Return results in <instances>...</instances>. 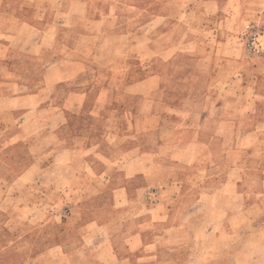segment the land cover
<instances>
[{"label":"rangeland","instance_id":"374dc122","mask_svg":"<svg viewBox=\"0 0 264 264\" xmlns=\"http://www.w3.org/2000/svg\"><path fill=\"white\" fill-rule=\"evenodd\" d=\"M70 2L79 12L78 19H72L75 27L59 28L51 48L37 46L34 41L38 38L39 27L47 20L58 18L52 10L69 8ZM5 3H10V0H0V8ZM252 3V0H36V3L26 1L17 5L11 4V8H17L21 17L32 20L37 25L36 30L7 37L13 44L10 59H0V76L14 77L22 74L23 80L30 83L29 86L21 87L19 92L35 88L31 83L34 79H39L43 68L42 60L50 59L51 55L59 52L62 44L58 39L63 38L69 45L74 44L76 34L83 30L78 26L86 20L85 18L87 31L104 33L99 35L101 45H97L94 57L91 55L87 61V76L82 80L83 84L75 86L71 81L64 82L54 87L51 96L47 89L37 96L39 101L50 100L51 107L10 111L8 107H3L7 106L9 101L0 99V264H22L30 254L29 249L33 247V250H38L49 243L55 246L85 245L86 239L85 242L83 238L70 237L67 240L63 237V231H84L85 228L79 226L80 221L95 215L104 219L108 213L114 211L111 225L114 230H122L125 224L136 232L149 226V221H144L139 226L138 215L135 214H138V211L143 213L142 209L156 201L155 189L146 190L143 194L142 209L137 203L128 207L130 214L135 215L131 220L125 216L120 203L128 191L134 196L135 187L143 182V177L149 172V166L153 164L151 156L133 157L131 162L126 164L125 188L116 190L112 187L123 182L120 176L123 169L119 171L118 168H122L124 162H117V166L111 169L108 161L99 155H92L97 150L107 154L122 148L123 141L118 135L122 130L128 132L126 135L133 136L132 142L139 143L143 152L159 147L161 136L156 129H140L146 122L150 126L151 122L139 119L138 116V113L141 114L140 96L145 92L147 99L150 100L152 96L154 100L158 99L153 105V112L162 114L160 121L164 129L172 126L178 119L168 105L189 106L191 101L201 104L213 87L221 92L219 99L238 97V93L234 96V90L228 84L230 82L212 85L215 76L210 77L209 72L213 73L214 69V75L227 78V65L221 62L240 56L245 61L242 72L250 84L251 77H254L251 68L258 74L262 73L257 66H264L261 62L264 60V53H249L245 46L246 25L264 27L260 14L252 11ZM41 4L48 6L46 11L42 9ZM189 37L194 41L188 42ZM261 40L264 46V36ZM112 49L115 53L109 61ZM87 53V50L84 51L85 56ZM256 59H260V65ZM139 69L149 74V82L145 84L147 89L144 92H141L139 87L129 86L132 81L140 79ZM124 86H129V90H125ZM157 86L159 88L156 90ZM80 87L86 88L88 92L84 106L79 110H66L65 122L57 123L56 119L55 122L50 121L52 105L64 99V89ZM98 87L108 89L107 97L101 99L106 103L96 111L97 114H92L91 105L95 88ZM261 89H264V85H261ZM13 91H16L13 87L0 84V96ZM17 100H25L18 104L22 106L32 102L34 98L22 97ZM14 102H17L16 99ZM259 102L261 105L257 108V113L262 119L264 98H260ZM148 108L149 102L140 111ZM240 116L241 114L236 117ZM251 118L252 114H247V120L250 121ZM131 121L138 123L127 130ZM45 124L51 130L50 137H53L46 142L42 140ZM214 127L213 121H208L207 124H201L199 130L212 131ZM224 129L227 134L224 142L211 141L209 150L212 157L219 160L218 165L222 170L227 164L222 160H243L242 166H247L248 169L245 170L238 189L248 198H255V192H264L261 188L264 173L260 171L264 167V126L255 130H261V134L256 135L253 131L244 141L237 139L240 134L238 125H225ZM135 130H142L136 139ZM123 137L124 135L121 138ZM55 139L56 145H52L50 142ZM241 142H245L249 147H245L246 150H243L244 147L235 149L227 153L228 157L225 156L227 149L235 148V145ZM127 146L126 143L125 147ZM75 147L83 148L87 152L84 161L90 167L89 170L83 165L82 153L71 151L70 148ZM65 148L66 152H61L59 156L60 149L63 151ZM48 166L53 167L47 170ZM179 167L174 169L181 170ZM157 168L159 170L156 174L167 171L166 166L161 163H158ZM93 173L97 175L93 176ZM211 173L213 174L206 182L209 186H214L224 178L223 173ZM99 174H104L106 178L109 176L110 180L104 182L102 178L96 179ZM196 187L193 189L190 186L184 191V201H192L201 189V186ZM211 190L213 195L206 196V200L212 203L207 205L201 202L192 205L189 220L193 229L201 232L200 240L204 245L221 248L222 244L231 245L233 234L243 229L245 218L244 213H240L235 220L227 222L223 210L213 203L221 196H217L214 189ZM115 200L116 205L109 206V202ZM237 200L236 196L229 194H224L221 199L228 203ZM261 214L263 215L251 217L254 225L264 222V213ZM146 236L149 239L150 234L147 233ZM248 239L250 238L244 241ZM78 242L80 244H77ZM81 253H78L79 257L83 255ZM71 256L75 257L76 253ZM209 256L211 254H206L201 260ZM149 257L150 252L137 253L134 255L137 259L135 263ZM85 261L88 264L94 262L93 258L86 254ZM67 263L70 264L66 257L53 262Z\"/></svg>","mask_w":264,"mask_h":264},{"label":"crops","instance_id":"0c3cea01","mask_svg":"<svg viewBox=\"0 0 264 264\" xmlns=\"http://www.w3.org/2000/svg\"><path fill=\"white\" fill-rule=\"evenodd\" d=\"M26 1H34L36 3V0H10V3H5V6L3 5L0 8L1 60L10 59L9 55L13 44L7 37L15 34H24L29 30H36L37 25H35L32 20L21 17L17 8H11L12 3L17 5L20 2ZM252 2V11L260 14V19L264 21V0H252ZM41 5L42 9L46 11V7L48 6L45 4ZM29 6L32 5L29 4ZM68 7L69 8L60 7L56 10H52V13L56 12L58 18L55 17L51 20H47L39 27L38 38L34 41L37 46L51 48L56 40L55 37L59 28L75 27L74 24H72V19H78L79 12H77V8H75L71 2ZM85 19L87 20V18ZM86 20H83V22L79 24L78 27H81L83 30L78 31L76 34L74 44L69 45L63 38L59 37L60 39H58V41H61L62 47L59 52H55V54L51 55L50 59L44 58L42 60L43 68L38 76L39 79L37 78L34 79L33 82L31 81V84H34L35 88L29 91L19 92L21 91V87L30 85V83H26L27 80H23L22 74H17L18 76L14 77L0 76V84L9 85L13 87V90H16L12 93H7L5 96H0V99L2 98L1 100L7 99L9 101V104L3 107H8L10 111L21 108L25 110L32 108L46 109L51 107V102L50 100L39 101L37 99L41 91L47 89L49 90V96H51L52 90H54L57 84L69 81L75 86L83 84L82 80L87 76V61L91 55L94 57L97 45H101L99 35L101 36V33H104L102 31H97V33L94 31H87L85 29L87 27ZM193 41L194 39L192 37L188 38V42ZM86 50L88 53L85 56L84 51ZM114 53L115 51L112 49L109 61ZM256 60L260 65V59ZM261 62L264 64V60ZM221 63L227 65L225 74L227 78L223 79L222 75H214L213 69V73L209 72L210 77L215 76L211 84L230 82L228 84H230L234 90V96L238 93V97L229 100L219 99L221 92L216 91L215 87H213L210 92L211 95L209 93L206 100L203 99L201 104H196V102L191 101L189 106L179 107L168 105L167 107L174 111L173 114L176 115L178 119L172 126H168L164 129L160 121L162 114L153 112V105L158 102V99L156 98V100H154L153 96L150 100L147 99V93L145 92L143 96H140L141 104L139 112L141 114L138 113V116L139 119H144V121L151 120V122L150 126H148V122H146L145 126L140 129L143 128L144 131L153 128L156 129L158 135L161 136L159 139V147L149 152H143V148L141 149L139 143L132 142L133 136L126 135L128 132L122 130L118 134L123 141L122 148L115 149L107 154L97 150L92 155H99L100 158L108 161L111 169L117 166V162H124L123 167L121 168L120 166L118 168L119 171L123 169V171H120L123 182L112 187L116 190L125 188V177L127 175L126 164L131 162L133 157L135 158L143 155L151 156L153 164L149 166V172L146 177H143V182L135 187L134 196L128 191L120 203L122 204L121 209L124 211L127 219L131 220L132 217L138 215V225L141 226L144 221H149V226L141 228L136 232L125 224V228L122 230H114L111 226L113 223L112 214L115 213L114 211H112L113 213H108L104 219L95 215L91 218H87V220L80 221L79 226L84 227V231L79 229H65L63 231V237H66L67 240L70 237H74L83 238L85 242L86 239L85 245H78L79 247L69 246L68 244L55 246L49 243L38 250H33L32 247L28 250V254H30L23 260L22 264H53L57 259L61 261V258L65 259V257L68 258L70 264H88L85 261V254L93 258V263L98 262L100 264H264V222L254 225L251 218L263 215L261 213H264V192H255V198H248L245 193H242L238 189L239 182L243 179L245 170L248 169L247 166H242L243 160H222L227 162L225 169L223 168L222 170V168H219L221 166L218 165L219 160H214L209 150L212 140H218L222 143L227 139V134H225L224 129L225 125L236 124L240 127V134L237 136V139L240 141L246 140L253 131L256 135L262 133L261 130L258 132L255 130L256 128L260 129L261 126H264V118L261 119V116L259 117V113H257V108L261 105L259 99L264 98V89H261V85H264V66L260 67L256 65L258 70L262 72L260 74L253 70V68L250 69L254 74V77H251L252 83L250 84L249 79L245 73L242 72L243 65L245 64L242 57L236 56L235 58L229 59L227 62ZM7 72L16 75L11 70H7ZM144 73L142 69H139L140 79L132 81L129 86L139 87L141 89L140 91L144 92L145 89H147L145 84L149 82V74ZM129 86H124V89L129 90ZM158 88L157 86L156 90ZM87 93V89L83 87L64 89V99L58 104L52 105L49 120L55 122L54 119H56L57 123L65 122L66 110L73 111L82 108L87 100ZM107 93V88H95L94 101L91 105L92 114H97L96 111L98 112L100 108L104 107L106 102L101 99L103 97L106 98ZM242 93L243 95H240ZM22 97H33L34 100L20 106L18 104L23 103L25 100L17 99ZM15 99L17 101L16 103L14 102ZM148 102L149 108L140 111ZM232 110H240V112H233ZM246 110H251V112H246ZM240 114L241 116L239 118L236 117ZM247 114H252L250 121L247 120ZM208 121H213L215 125L214 129L212 131L203 129L200 132V125L203 123L207 124ZM137 123L133 121L129 122L127 130L134 127ZM44 131L42 137L44 142L53 138L50 137L52 133L46 124ZM140 131L142 130L134 131L136 134L135 139L139 133H141ZM112 135L114 138L116 137V135ZM122 135H124L123 138H121ZM56 141L57 139L50 143L56 145ZM126 143L128 145L127 147H125ZM243 147L248 148L249 146L246 145L245 142H241L239 145H235V148L227 149L225 156L228 157L227 153ZM246 148L243 150H246ZM70 149L72 152L82 153L83 165L89 170L90 167H88L87 162L84 161L87 152L83 150V148L75 147ZM65 150H67V148L63 151L60 149L59 156L61 152ZM158 163L166 166L167 171L163 170V172L156 174L157 170H159V168H157ZM173 166H180L179 168H181V170H175ZM52 167L53 166H48L47 170ZM83 170L85 171V169ZM212 171L215 172V175L216 173H223L224 178H221L214 186H209L206 182L211 177V174H213L211 173ZM260 171L264 173V167L261 168ZM94 175L97 174L93 173V176ZM98 178H102L104 182H107L108 179L110 180V177L107 176L106 178L104 174H99L96 179ZM51 184L58 186L54 182H51ZM190 186H192L193 189L197 188L196 186H201V189H196L199 190V192L191 202H187L184 201L183 196L184 191ZM261 188L264 189V179H262ZM149 189L156 190V201L143 210L141 206L143 194ZM211 189L215 190L217 196H221L213 203L215 206H218L217 208L223 210L227 222L235 220L240 213H244L243 216L245 218V220H243V229L240 231L237 230L233 234L234 240L231 241V245L224 246V244H222L221 248H210L204 245L202 240H200L201 232L193 229V225L189 220L191 215L189 214V210L192 205L201 204V202L207 205L212 203L206 200V196L209 197L213 195ZM224 194L236 196L238 199L237 202L228 203L227 201H221ZM68 197L69 195H67V198ZM136 203L138 206H141L143 213L138 211V214L131 215L130 211H128V207L132 204L136 205ZM114 205H116V200L109 202V206L112 207ZM60 221L63 222L64 220ZM147 233L150 234L149 239L146 236ZM246 238L250 239L244 241ZM77 244L80 243L78 242ZM80 252H82L81 254L83 255L79 257L78 253ZM146 252H150V257L147 259H140L135 263L137 259L134 258V255ZM73 253H76L75 257L71 256ZM206 254H211V256L201 260ZM244 254L250 255L247 256Z\"/></svg>","mask_w":264,"mask_h":264},{"label":"built area","instance_id":"2783aa9c","mask_svg":"<svg viewBox=\"0 0 264 264\" xmlns=\"http://www.w3.org/2000/svg\"><path fill=\"white\" fill-rule=\"evenodd\" d=\"M246 50L249 53H264V46L261 37L264 36V27H257L250 24L246 25Z\"/></svg>","mask_w":264,"mask_h":264}]
</instances>
